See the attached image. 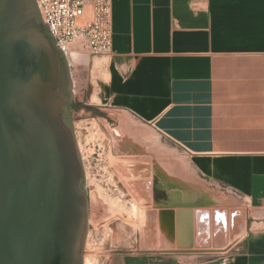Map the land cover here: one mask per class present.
<instances>
[{
    "label": "crops",
    "instance_id": "1",
    "mask_svg": "<svg viewBox=\"0 0 264 264\" xmlns=\"http://www.w3.org/2000/svg\"><path fill=\"white\" fill-rule=\"evenodd\" d=\"M110 2L98 97L164 141L150 249L111 264H264V0Z\"/></svg>",
    "mask_w": 264,
    "mask_h": 264
},
{
    "label": "water",
    "instance_id": "2",
    "mask_svg": "<svg viewBox=\"0 0 264 264\" xmlns=\"http://www.w3.org/2000/svg\"><path fill=\"white\" fill-rule=\"evenodd\" d=\"M70 63L35 0H0V264H83Z\"/></svg>",
    "mask_w": 264,
    "mask_h": 264
},
{
    "label": "rangeland",
    "instance_id": "3",
    "mask_svg": "<svg viewBox=\"0 0 264 264\" xmlns=\"http://www.w3.org/2000/svg\"><path fill=\"white\" fill-rule=\"evenodd\" d=\"M71 49L86 60L68 58L73 101L81 104L72 109V118L88 195L83 264H111L115 255L150 249L146 242L155 227L151 217L161 195L154 190L146 199L139 182L142 177L132 171L139 172L138 162H155L150 156L164 148V141H157L154 132L125 113L103 106L97 89L106 76L105 54H90L82 40ZM132 204L138 210L133 211Z\"/></svg>",
    "mask_w": 264,
    "mask_h": 264
},
{
    "label": "built area",
    "instance_id": "4",
    "mask_svg": "<svg viewBox=\"0 0 264 264\" xmlns=\"http://www.w3.org/2000/svg\"><path fill=\"white\" fill-rule=\"evenodd\" d=\"M56 45L68 57L71 46L82 40L90 54H105L111 48L110 0H35Z\"/></svg>",
    "mask_w": 264,
    "mask_h": 264
},
{
    "label": "bare ground",
    "instance_id": "5",
    "mask_svg": "<svg viewBox=\"0 0 264 264\" xmlns=\"http://www.w3.org/2000/svg\"><path fill=\"white\" fill-rule=\"evenodd\" d=\"M85 56L81 53V52H79L78 50H75V49H71L70 50V52H69V55H68V58H70V60L71 61H74V62H81V61H86L85 60V58H84ZM138 210V207L137 206H135V204H132V210L134 211V210ZM141 209V208H140ZM212 211V210H211ZM222 217V216H221ZM223 219V218H222ZM210 222V221H209ZM215 226V225H214ZM224 242H225V240H224ZM87 260V259H86ZM87 261H85V264H87L86 263Z\"/></svg>",
    "mask_w": 264,
    "mask_h": 264
},
{
    "label": "trees",
    "instance_id": "6",
    "mask_svg": "<svg viewBox=\"0 0 264 264\" xmlns=\"http://www.w3.org/2000/svg\"><path fill=\"white\" fill-rule=\"evenodd\" d=\"M73 106H74L75 108H77V107H80L81 104H80V103H75Z\"/></svg>",
    "mask_w": 264,
    "mask_h": 264
},
{
    "label": "flooded vegetation",
    "instance_id": "7",
    "mask_svg": "<svg viewBox=\"0 0 264 264\" xmlns=\"http://www.w3.org/2000/svg\"><path fill=\"white\" fill-rule=\"evenodd\" d=\"M75 104V102L73 101V104H72V109L75 108L73 105Z\"/></svg>",
    "mask_w": 264,
    "mask_h": 264
}]
</instances>
